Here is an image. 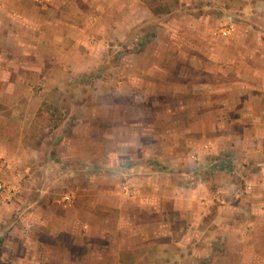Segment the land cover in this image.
Wrapping results in <instances>:
<instances>
[{
  "label": "crops",
  "instance_id": "0c3cea01",
  "mask_svg": "<svg viewBox=\"0 0 264 264\" xmlns=\"http://www.w3.org/2000/svg\"><path fill=\"white\" fill-rule=\"evenodd\" d=\"M150 1L0 0V158L8 162L7 191L20 189L21 181L32 191L41 175L45 199L53 153H58L56 167L60 152L76 164L96 157L84 151V143L123 169L95 184L94 196L86 198L85 187H75L71 204L47 203V216L34 215L39 213L35 205L42 204L32 200V211L18 218L13 216L16 202L0 203V223L7 224L9 236L17 234L22 222H29L28 230L36 226L40 235V253L28 246L26 257L19 258L10 251L16 256L9 258L12 264H264V90H235L233 82L227 83L230 72L239 75L246 62L255 64L249 67L255 75H264V45L259 38L250 41L254 31L264 29L254 26L264 24V0H215L206 3L200 17L182 14L183 26L179 18V24L164 21L160 5ZM213 5L223 11L212 13ZM143 13L150 14L149 27L164 30L169 52L175 48L177 57L181 54L202 73L212 64L215 76L224 81L220 90H185L200 95L193 99L199 110L186 100L179 107L189 105L192 118L177 119L175 127L169 123L172 129L155 131V138L146 133L143 104L123 100L130 90H123L122 79L120 85L106 79L105 90H66L88 86L82 76L102 68L107 42L124 41L134 25H145ZM248 19L253 24L247 26ZM142 71L130 92L136 101L144 97L139 88L144 67ZM226 86L232 90H223ZM213 92L232 96L231 117L211 124L234 125L223 140L207 137L209 112H219V99H210ZM59 97H67L66 103L55 102ZM55 109L65 111L57 129L65 131L72 119V133L45 132ZM82 126L89 130L80 131ZM218 128L212 131L219 134ZM97 134L106 137L97 139ZM98 218L105 229H93Z\"/></svg>",
  "mask_w": 264,
  "mask_h": 264
},
{
  "label": "rangeland",
  "instance_id": "374dc122",
  "mask_svg": "<svg viewBox=\"0 0 264 264\" xmlns=\"http://www.w3.org/2000/svg\"><path fill=\"white\" fill-rule=\"evenodd\" d=\"M215 0H151V6L152 5H160L158 7L161 8V11L164 14V21H167L172 24H179L177 22V19L181 21L182 26L184 25L186 21V17L193 18V17H200L201 13L203 15V8H207V5H212L215 3ZM158 4V5H157ZM217 7L212 6L211 12H219L220 9H215ZM241 9H243L241 7ZM257 9H254L253 11H256ZM223 11V10H222ZM185 12L189 13L188 15L183 17L182 14ZM239 12V11H238ZM146 13H143V18L145 20V25H134L129 32L128 38L124 41L116 42L114 41H108L107 42V51L106 48H104V59L105 63L102 65V68H99L98 71L92 72L87 74V76H82V81H87L89 85L84 86L83 88H79V85L76 84L72 86L71 88H67L66 90H105L104 85L106 84V79L111 78L113 79V83L116 85H120L118 81L122 79L123 90H130L127 95H123V100L128 101V103L136 104L141 103L143 104V111L146 116V122L149 123L146 124V133L150 137L152 134H154L155 131L162 132L165 134L167 133L172 127H169V123L174 126L173 122H176L177 119H188L192 118V112L189 111L188 106L180 108L179 106L183 105V103L188 101V103L193 102L192 106H195V108H198L199 110L200 105L195 103L193 99L200 95L196 94H190V92H186L185 90H220L221 84L224 83L222 79L218 78L215 73H213L211 66L208 67L207 73L200 72L198 70L192 69L191 66L186 63L185 59L181 57V54L177 57V50L174 48L171 52L168 50L167 45V38L168 36L164 34V30L159 29L158 25H154V27H149L151 21L150 14L146 17ZM142 16V15H141ZM163 16V15H162ZM182 17V18H180ZM237 19H241L238 18ZM178 20V21H179ZM150 22V23H147ZM248 25L253 24L251 19L247 20ZM258 25H264L261 23L254 24L255 27H258ZM156 26V27H155ZM158 27V28H157ZM252 33V32H251ZM255 33V34H254ZM252 35H250V41L253 43V40L256 38H259V41L261 40L262 44L264 45V29L262 28V31L256 32L254 31ZM99 37H102V34H99ZM183 37H185V32L183 33ZM262 51L260 52L262 54V57H264V46H262ZM227 49V47H226ZM249 50V48H245ZM226 51V50H225ZM254 51V50H253ZM180 53V52H179ZM175 58V60L173 58ZM103 58V57H102ZM164 58V62L161 61ZM161 59V60H160ZM220 63V62H219ZM187 64V65H186ZM162 66V68H168L167 71L165 69L159 70V66ZM244 70H239V75H236L237 73H234L233 71L230 72L229 80L227 83H229L230 86H232V82L236 85L234 88L235 90H264V75L260 78L259 76L255 75L258 74L254 71H250L249 69L254 68L255 64H250L246 62L244 64ZM236 66V65H235ZM145 69V76L143 77V81L140 83L139 88L141 90H145L143 99L141 97H138L139 101H136V95L131 94V90H136L134 87L137 86L136 80L138 77L137 73H140L141 76H143L142 68ZM251 67V68H249ZM103 68L105 70H103ZM150 68V70H149ZM246 71V72H245ZM123 73V75L119 73ZM125 72V73H124ZM237 72V71H236ZM234 73V75H233ZM127 74V76H125ZM236 75V78L234 76ZM121 76V77H120ZM209 78V83L206 84V79ZM226 79V78H225ZM247 79V85L244 87L241 82L245 83L244 80ZM204 80V81H203ZM227 80V79H226ZM96 85V86H95ZM239 85L240 88H237ZM91 86V87H89ZM143 86V89H142ZM96 87V88H94ZM248 87V88H247ZM148 90H151L149 93ZM223 90H232L229 86L224 87ZM226 91V92H227ZM158 94L155 96V93ZM228 94H232L231 92H228ZM195 96V97H194ZM222 96V97H221ZM218 96L217 93L213 92V95L210 96V99H219L218 109L219 112L217 113V110L215 112H209V119H208V126L207 130L209 131L208 136L211 140V137L218 138L221 137V139H225L227 136L230 135L229 130L231 128L234 129V125L229 128L227 127H216L211 126L212 123L217 122V120H220L224 117V119L230 118V112L232 108V96L227 97V93L224 95ZM120 98V96H119ZM62 97H59L58 100L56 99L55 102H61L64 104V101L66 103L67 97L61 100ZM142 99V100H140ZM193 100V101H191ZM223 100V101H222ZM58 102V103H59ZM214 103V102H213ZM54 105H52L53 107ZM56 106V105H55ZM136 106V105H135ZM160 106H163L160 107ZM208 106H211V103H208ZM54 108V107H53ZM162 108V110L159 111V109ZM217 109V108H215ZM195 112V111H194ZM65 111L62 110H50L48 118H50V122L46 123L48 124V130L45 131L47 134L53 135L55 133L62 134L64 132L72 133L71 130L74 128L75 124L73 120L66 123V130L64 131V128L61 127L60 129H57L58 124L62 123L63 115ZM130 115H136V110H131ZM195 119H198L200 117L199 114L195 115ZM154 120L153 123L152 121ZM231 121V120H229ZM168 125V126H164ZM175 127V126H174ZM169 128V129H168ZM177 129H186L184 127H176ZM212 128L216 129L218 128L219 134H216L217 130H213ZM223 129V130H220ZM229 129V130H227ZM81 131H88L89 128L87 126H82L79 128ZM159 130V131H158ZM44 130H41V132ZM158 135V134H157ZM99 136V137H98ZM105 138L106 136L103 134H97L96 138ZM97 138V139H98ZM155 138V137H154ZM156 140V139H155ZM84 151H93V153L96 155V157L90 158V159H80L77 160V164L72 161V159H69L66 155L63 157L62 153H59L60 156V163L58 167H56V155L58 153H53V158L49 160L50 164V171L47 176V182H50L48 185L47 192L44 193L43 199L40 195L42 193V183H43V176L36 177L35 186L32 187L31 190H26L24 181H21V187L20 189L10 192V196L8 195L6 199L2 200L0 203L3 204H9V206H12V203H15L16 210L14 212L15 215L18 218V216H21V214H24L26 212H29L32 207L28 206V200H32L33 202H38L41 205V208L36 207L33 210H39V213H35L34 215L37 216L39 214H45L47 216L48 212L44 208V205L47 203L50 206H57L59 202L63 205V197L66 193L75 191L77 188L75 187H85V192L83 193L86 198L88 196H94L96 193L95 191L91 190L93 186L97 183L104 184L103 180H107V176L110 173L115 172H122V168L119 166L113 165L109 159L105 158H99L97 155L100 154V151L98 148L95 149V147H92V145L89 143L80 144ZM101 145V144H100ZM157 145V144H156ZM109 146H112V144H109ZM158 146V145H157ZM162 147V145H161ZM95 149V151H94ZM163 150V148H162ZM64 158V159H63ZM54 161V162H52ZM118 161V160H117ZM116 162V161H114ZM121 163V161L119 160ZM163 166V165H162ZM161 166V167H162ZM59 168V169H58ZM37 185V186H36ZM133 187V186H132ZM88 189V190H87ZM84 190V189H82ZM13 192V193H12ZM95 192V193H94ZM7 193V191H6ZM98 196L102 193L97 191ZM130 193V192H129ZM129 195H133L132 193ZM135 196V195H134ZM46 200V202H45ZM45 202V203H44ZM2 206V207H3ZM64 206V205H63ZM2 207L0 208V211L2 210ZM32 211V210H31ZM41 211V212H40ZM101 211V210H100ZM43 212V213H42ZM32 213V212H30ZM15 218V217H13ZM29 221V220H28ZM16 223V222H15ZM29 223V222H28ZM28 223H18L17 224V234L9 236L8 229L6 231L7 224L4 222H1V228L4 232L3 235H0V252H7L4 256L1 255L0 258H3V264H12L11 259L16 257L15 255L8 253L10 251H14L19 258L26 257L27 254L26 248L28 246L35 248L36 252L40 253V238L39 234H36L37 227L34 225H30V229L28 230L26 225H29ZM8 225H11L10 223ZM94 230H103L105 229V226L103 224L102 218H98L97 221L94 223L93 226ZM88 227H85L84 230H87ZM1 231V229H0ZM5 231L7 232L8 236L5 235ZM38 236V237H36ZM103 244V243H102ZM6 248V251L4 250ZM4 250V251H3ZM39 257V256H38Z\"/></svg>",
  "mask_w": 264,
  "mask_h": 264
},
{
  "label": "built area",
  "instance_id": "2783aa9c",
  "mask_svg": "<svg viewBox=\"0 0 264 264\" xmlns=\"http://www.w3.org/2000/svg\"><path fill=\"white\" fill-rule=\"evenodd\" d=\"M7 166H8L7 160L4 158H0V202L6 199L8 195L10 196V191H7L9 185H7L5 180ZM74 200H75V195L72 192L66 193L63 197V203L65 205L71 204Z\"/></svg>",
  "mask_w": 264,
  "mask_h": 264
}]
</instances>
